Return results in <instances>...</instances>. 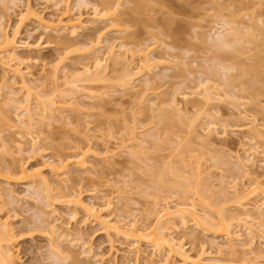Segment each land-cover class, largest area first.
<instances>
[{
    "label": "rangeland",
    "instance_id": "374dc122",
    "mask_svg": "<svg viewBox=\"0 0 264 264\" xmlns=\"http://www.w3.org/2000/svg\"><path fill=\"white\" fill-rule=\"evenodd\" d=\"M1 24L18 47L0 63V225L15 264H264V221L238 225L230 200L236 184L263 203L264 134L249 128L264 132V0H0ZM112 51L119 65L97 67ZM179 204L214 224L223 211L235 234L158 219ZM155 238L185 256L155 253Z\"/></svg>",
    "mask_w": 264,
    "mask_h": 264
},
{
    "label": "bare ground",
    "instance_id": "6f19581e",
    "mask_svg": "<svg viewBox=\"0 0 264 264\" xmlns=\"http://www.w3.org/2000/svg\"><path fill=\"white\" fill-rule=\"evenodd\" d=\"M64 1V0H63ZM168 22H170V20L168 21L167 20V25L165 24V26L167 27L170 23H168ZM2 25V24H1ZM7 30H6V28H4V26L2 25V26H0V56H2V54H6V55H4V57L2 56V58L0 57V63H3V64H5L6 66H8V64L9 63H11L12 61H14L16 58H17V51H18V47L17 46H15L14 44H13V41L14 40H10L9 38H8V35H7V32H6ZM223 45L225 46V47H227L226 45H227V43H226V45L223 43ZM231 46V45H230ZM229 46V44H228V47H230ZM223 49V48H222ZM224 50V49H223ZM225 51V50H224ZM150 54H151V52H150ZM112 56H113V51L112 52H110L109 53V56L108 57H105V59L104 60H102V61H100L98 64H97V67H101V69H103V67H104V63H107V62H111V63H113V65L114 66H116L118 63H120L119 61H120V59L118 60V58L116 57L115 58V56H113V58H112ZM143 59H144V63H142L143 64V66L142 67H145V68H147V69H149V70H151L150 69V67L147 65L149 62H150V59H149V53H147L146 55L144 54L143 55ZM104 61V62H103ZM108 64V63H107ZM119 65V64H118ZM237 68V67H236ZM234 69V68H233ZM88 71L89 70H87V73H88ZM128 72V73H127ZM126 73H125V75H124V78L126 79V81H127V78H132V79H129L130 81L132 80L133 81V77L136 75V73H133V72H130V71H127ZM131 73V74H130ZM127 81L128 83L130 82V81ZM29 90V94L31 95V93H33V91H32V89L31 88H29L28 89ZM208 90L205 88V92L203 93V94H201V96L202 97H204V99H205V102L207 101V102H209L210 100H212L213 98L212 97H210L209 96V94L210 93H208L207 92ZM205 93H208L207 95L205 94ZM33 95V94H32ZM212 96V95H211ZM211 98V99H210ZM210 99V100H209ZM209 100V101H208ZM28 101V100H27ZM29 106V105H28ZM176 108H177V106H176ZM26 109V112H27V114H28V118H29V121H30V124H29V127H31L32 126V121H33V119L31 118V115L29 114V110L27 109V107L25 108ZM174 110H175V108H174ZM177 110V109H176ZM168 117H170V116H168ZM180 117V116H179ZM166 118H167V116H166ZM250 118V117H249ZM182 119H185L184 117L182 118V117H180V122L183 124L182 126H185L184 124H186L185 122V120H182ZM193 120V119H192ZM178 122H179V120H177ZM185 121V122H184ZM251 121H253V120H251ZM178 122H177V124H178ZM191 121H187V124L188 123H190ZM193 122H194V120H193ZM192 122V124L193 125H195V123H193ZM252 124H253V122H251ZM192 124H189V126L188 127H190V126H192ZM179 126H181V125H179ZM209 126V125H208ZM250 126V125H249ZM186 127V126H185ZM184 127V128H185ZM213 127V126H212ZM215 127V126H214ZM248 127V126H247ZM246 127V128H247ZM187 128V127H186ZM193 128H194V126H193ZM191 129V128H190ZM190 131V130H189ZM249 131L254 135V137H256V138H258V137H261V135L262 134H264V132H262L260 129H258V127H257V125H255V123L252 125V127H250L249 128ZM248 132V131H247ZM252 138V137H251ZM77 163V162H76ZM79 164V163H78ZM81 165H83L82 163H80ZM79 164V165H80ZM78 165V166H79ZM80 165V166H81ZM238 166H240V168H243L244 170H246L247 168V165H245V164H243V163H240V165H238ZM166 168V167H165ZM173 168V167H172ZM167 170V168L165 169V170H161V172H160V174H161V176L162 175H165L166 174V171ZM158 171V170H157ZM156 171V172H157ZM175 173V172H174ZM170 175H171V173H169ZM172 175H173V173H172ZM199 175V174H198ZM197 175V177H200V176H202V175H199L198 176ZM159 176V175H158ZM157 176V177H158ZM163 177V176H162ZM162 179H164V178H162ZM197 180H198V178H196ZM200 179V178H199ZM202 179V178H201ZM189 180H191V179H189ZM161 181V180H160ZM159 181V182H160ZM192 181V180H191ZM196 181V180H195ZM202 180H200V182H201ZM198 182V181H197ZM200 182H199V184H200ZM41 183H42V186H45V187H47V183L42 179V181H41ZM179 183H182V180H181V182H179ZM177 184V185H180V184ZM185 183V182H184ZM190 183H193V182H190ZM189 183V184H190ZM236 183V182H235ZM34 184H35V182H34ZM187 184H188V182H187ZM238 184V183H237ZM182 186L183 185H185L186 186V184H181ZM191 185V187H195L194 186V184H190ZM193 185V186H192ZM196 185V184H195ZM235 185V186H234ZM181 186V187H182ZM197 186V185H196ZM207 186V185H206ZM234 186V187H233ZM233 191L235 190V192L233 193L234 194V197L233 198H229L230 200H231V202L233 201V200H235V206H237L236 207V209L239 207V208H241V210L240 211H243V212H241V213H239V214H241V215H237L238 217H236L235 218V216L233 217H231V218H234L235 219V221L237 222V224L238 225H242V224H244V227H246L247 226V224H248V222L249 221H256L257 222V224H259V222H261V220H263L264 221V208H263V210L261 209L262 207H264V193H262L263 194V201H261V203L262 204H259L258 205V203H256L257 205H255V203H254V201H253V203H252V205H253V207H252V205H250L249 204V200H251L252 201V196L254 195L253 193H255V191H254V189H253V191L252 192H250V193H248V194H245L246 192H247V190H244V189H242V190H244V191H240V190H238L237 189V187H236V184H233ZM254 186V185H253ZM179 188V187H178ZM185 188H189L188 187V185H187V187H185ZM208 188V187H207ZM46 189V188H45ZM181 189V188H180ZM191 189H193V188H191ZM209 189V188H208ZM230 189V188H229ZM248 189V188H247ZM183 190H185V189H183ZM189 191H190V188L188 189ZM196 189H194V191H195ZM207 190V189H206ZM211 190V189H210ZM209 190V191H210ZM226 190V189H225ZM213 191V190H212ZM216 191V190H215ZM219 191V190H218ZM219 192H221V191H219ZM224 192H226V191H224ZM224 192L222 191L220 194H224ZM212 193V192H211ZM213 193H214V191H213ZM215 193H217V191L215 192ZM196 194V193H195ZM220 194H219V196H220ZM229 194H232V193H229ZM211 196V195H210ZM217 195H215V197H216ZM222 196V197H221ZM220 197H221V199L220 200H222V198H223V195H221ZM231 196H233V195H231ZM213 198H214V194H213V196H212ZM211 197V198H212ZM219 197V198H220ZM228 197V196H227ZM251 197V198H250ZM202 198H206V196H204V197H202ZM212 198V199H213ZM225 198H226V195H225ZM224 198V199H225ZM262 198V197H261ZM203 199V200H204ZM223 199V200H224ZM202 200V202H205L206 200H204L203 201ZM209 200V197H208V199H207V201ZM218 199L216 198V200L215 201H217ZM219 200V201H220ZM211 201V202H210ZM209 202L210 203H212V204H210L209 203V205L211 206V205H214L213 203L214 202H212V200H210ZM219 201H218V203H219ZM227 201H228V198H226V200H225V203H227ZM230 201H228V203H229ZM248 202V203H247ZM195 203V202H194ZM206 203V202H205ZM223 203H224V201H223ZM78 204V203H77ZM219 204H221V203H219ZM109 205H111V203H109ZM194 205V204H193ZM203 205V204H202ZM205 205V204H204ZM208 205V204H207ZM207 205H205V206H207ZM216 205V204H215ZM186 205H184V206H182V205H176V206H174V208H170L169 206H165V208L164 209H162L161 210V212L160 213H158V219L159 220H163L164 218H166V219H168L169 220V222L170 223H175V222H179L181 225L182 224H186L187 223V219L188 218H191V220L192 221H194L198 226L200 225V222L201 223H203V225L204 224H206L207 226H209L210 225V223H212L211 225H210V227L213 225V227H212V229H216V230H222L223 232H225L228 236H230V235H232L233 233H234V231H231V228L233 227V224L232 223H230L229 221H230V219L229 220H226V218H224V216H223V211L222 212H220L221 214H219V223L218 224H214V221H212V219H211V217H209L208 215H205V216H201V215H199L198 214V212L196 211V207L194 208V207H185ZM249 206H251L252 208H253V210H254V212L255 213H257L255 216L254 215H252L253 213H251L250 212V210H249V208H251V207H249ZM198 209V208H197ZM201 210H202V208H201ZM253 212V211H252ZM234 219H231V221L233 220L234 221ZM258 220V221H257ZM107 223H108V221H107ZM107 223H105V224H107ZM264 223V222H263ZM4 224V223H3ZM104 224V225H105ZM255 224V223H254ZM108 225H110V222L108 223ZM108 225L107 226H105V227H108ZM135 225V224H134ZM134 225L132 224L131 226V229H133V227H134ZM259 225H261V224H259ZM264 225V224H263ZM243 226V225H242ZM109 228H111V226L109 227ZM136 228V227H135ZM135 228L133 229V230H135ZM11 228L10 227H8L7 228V226H6V224H4L3 226L2 225H0V264H15V262H14V255H13V253L11 252V249L10 248H12V246H11V244H12V242H13V240H14V238H13V235H12V233L13 232H11V230H10ZM111 229H113V228H111ZM244 229V228H243ZM113 230H118L117 228L116 229H113ZM162 230H163V227L161 226V225H159V227H158V229L156 230L157 232H159V233H161L162 232ZM138 231V230H137ZM146 230L144 229L143 230V232H145ZM237 231V230H236ZM117 232V231H116ZM139 232V231H138ZM155 232V231H154ZM248 232V231H247ZM249 232H250V229H249ZM248 232V233H249ZM252 232V231H251ZM119 233V232H118ZM235 234V233H234ZM155 236V234L153 233V234H149L148 236H144V237H149V236ZM239 235V234H238ZM234 238V237H233ZM239 240V239H238ZM6 244H5V243ZM231 242V241H230ZM5 244L6 245V248L5 247H2L1 246V244ZM4 245V246H5ZM233 245V244H232ZM11 246V247H10ZM152 246L153 247H155V253H159V252H161V249L162 248H167V251L168 252H166V253H168L167 254V256L169 255L170 256V254H172L174 251H176V252H180L179 254H181V253H183V247H181L182 245H180V244H177L176 242H175V240H173V239H169V238H165V239H163V238H155V239H153V241H152ZM240 246V245H239ZM249 247V246H248ZM247 247V248H248ZM246 248V247H245ZM250 248V247H249ZM56 249V248H55ZM235 249V248H234ZM251 249V248H250ZM57 250V252L58 253H60V254H62L61 253V250L59 249H56ZM239 250V249H238ZM182 251V252H181ZM236 252V251H235ZM249 253V252H248ZM160 254V253H159ZM162 254V253H161ZM158 255V254H157ZM182 255V254H181ZM183 256H185L184 255V253H183ZM64 259H67V258H64ZM187 259V258H186ZM185 259V257H184V261L186 260ZM201 260V259H200ZM217 262V261H216ZM219 263V262H218ZM222 263V262H221ZM221 263H219V264H221ZM198 264H217V263H214V262H212L211 263V261L209 262V263H203V261H199L198 262Z\"/></svg>",
    "mask_w": 264,
    "mask_h": 264
}]
</instances>
